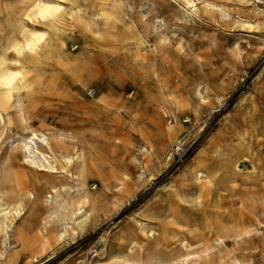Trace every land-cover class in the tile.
Returning a JSON list of instances; mask_svg holds the SVG:
<instances>
[{"label": "rangeland", "instance_id": "374dc122", "mask_svg": "<svg viewBox=\"0 0 264 264\" xmlns=\"http://www.w3.org/2000/svg\"><path fill=\"white\" fill-rule=\"evenodd\" d=\"M1 1L21 7L26 0ZM75 1L86 16L83 26H62L65 52L77 43L76 52L109 79L103 84L128 83L127 73L146 70L159 71L161 82L151 81L147 93L126 97L102 119L108 181L97 210L73 229L61 216L48 217L58 239L44 249L17 246L12 264H171L177 257H187L184 264H233L235 256L263 264L264 0H187L197 15L186 0ZM132 91L127 85L117 94ZM47 95L36 107L28 104L31 128L59 126L64 115L77 137H89L90 121L77 105L58 91ZM182 99L193 119L181 129V149L172 152L167 130L177 124L175 102ZM16 112L11 106L10 115ZM146 140L165 153L149 159ZM196 170L206 171L202 182ZM90 186L99 183L92 179ZM1 240L0 264H7Z\"/></svg>", "mask_w": 264, "mask_h": 264}, {"label": "bare ground", "instance_id": "6f19581e", "mask_svg": "<svg viewBox=\"0 0 264 264\" xmlns=\"http://www.w3.org/2000/svg\"><path fill=\"white\" fill-rule=\"evenodd\" d=\"M207 3L213 10V7L218 8L215 3ZM185 4L190 13H197L195 4L187 0ZM85 14L86 9L75 0H26L21 7L0 0V238L2 244L8 245L7 264L16 259L17 246L44 249L56 239L48 225V217L61 216L73 229L97 210L107 180L103 154L107 133L102 119H109L113 110L126 103V97L133 100L140 90L146 92L151 81L161 82L159 71L146 70L127 73L131 79L128 83L116 84L111 80L103 84L106 76L101 70L92 69L76 52L77 43H72V50L65 52L67 38L61 33L62 26H83ZM144 37L141 35L140 40ZM98 82L102 84L101 90L91 89ZM168 82L166 78L164 84ZM127 85L133 88L132 92L127 96L122 91L117 94ZM55 91L60 93L61 100L67 99L77 105L82 112L81 119L90 121L89 137L85 134L77 137L64 115L59 126L31 128L28 104L36 107L40 98ZM175 104L177 124L167 130L172 152L181 149V129L193 119L188 100L182 99ZM14 105L17 112L11 116L10 108ZM144 144L143 153L149 159L154 152L165 153L164 146L149 140ZM167 157V161L172 159V155ZM147 161L144 160L143 167ZM204 172L196 170L193 176L202 182ZM92 179L98 181V187L91 188ZM142 229L146 230L144 226ZM148 230L153 232L151 226ZM217 240L222 238L217 237ZM135 244L134 241L129 247L131 253ZM182 244L187 247V242ZM186 258H172L170 262L184 264L188 261ZM230 260L233 264H250L249 260L239 256Z\"/></svg>", "mask_w": 264, "mask_h": 264}]
</instances>
